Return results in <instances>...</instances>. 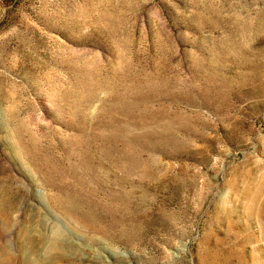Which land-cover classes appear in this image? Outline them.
Masks as SVG:
<instances>
[{
    "label": "rangeland",
    "instance_id": "1",
    "mask_svg": "<svg viewBox=\"0 0 264 264\" xmlns=\"http://www.w3.org/2000/svg\"><path fill=\"white\" fill-rule=\"evenodd\" d=\"M0 264H264V0H0Z\"/></svg>",
    "mask_w": 264,
    "mask_h": 264
}]
</instances>
